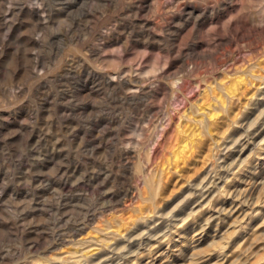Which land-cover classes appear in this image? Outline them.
Segmentation results:
<instances>
[{"label": "clouds", "instance_id": "1", "mask_svg": "<svg viewBox=\"0 0 264 264\" xmlns=\"http://www.w3.org/2000/svg\"><path fill=\"white\" fill-rule=\"evenodd\" d=\"M0 264H264V0H0Z\"/></svg>", "mask_w": 264, "mask_h": 264}, {"label": "rangeland", "instance_id": "2", "mask_svg": "<svg viewBox=\"0 0 264 264\" xmlns=\"http://www.w3.org/2000/svg\"><path fill=\"white\" fill-rule=\"evenodd\" d=\"M198 165L195 163V162H193V164L190 166V170L189 171H191V170H194V168L195 167H197ZM187 174V173H186ZM177 180L179 179V177H177L176 178ZM182 182V181H181ZM176 186V180H173V182H172V187H175ZM226 225H223L222 227H225Z\"/></svg>", "mask_w": 264, "mask_h": 264}]
</instances>
